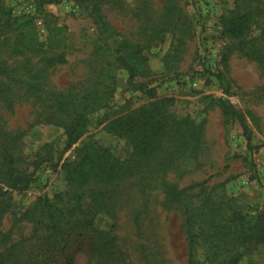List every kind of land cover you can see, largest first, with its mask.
Here are the masks:
<instances>
[{
  "label": "rangeland",
  "instance_id": "374dc122",
  "mask_svg": "<svg viewBox=\"0 0 264 264\" xmlns=\"http://www.w3.org/2000/svg\"><path fill=\"white\" fill-rule=\"evenodd\" d=\"M2 6L11 8L13 18L29 15L35 22L3 33L0 59L43 89L33 95L14 88L0 97V164L11 154L17 173L37 172L38 178L28 193L10 196L0 221V264H188L185 206L206 200H234L235 210L254 218L260 236L244 249L243 264H264V0L102 3L111 44L139 52L152 68L136 84L155 88V101L168 99L167 113L188 119L197 134L185 140L186 132L175 126L149 159L135 153L129 137L106 132V110L90 117L88 135L66 152L50 93L106 88L115 70L95 24L78 4L57 0L42 13L32 0H6ZM231 12L249 16L245 38L227 33L222 19ZM115 75L110 118L154 102L129 85L128 72L116 69ZM221 98L246 119L255 150H249L240 124L223 116ZM91 142L127 162L126 173L115 181L77 185L49 163L51 151L55 164H63ZM202 183L182 204L169 197L172 188ZM58 194L82 196L84 213L63 222V236L55 240L24 213ZM197 259L205 260L202 243Z\"/></svg>",
  "mask_w": 264,
  "mask_h": 264
},
{
  "label": "trees",
  "instance_id": "16d2710c",
  "mask_svg": "<svg viewBox=\"0 0 264 264\" xmlns=\"http://www.w3.org/2000/svg\"><path fill=\"white\" fill-rule=\"evenodd\" d=\"M6 0H0V2ZM37 12H43L47 4L57 0H32ZM83 14L88 15L95 24L99 37L110 51V63L116 69H123L129 74V85L136 91L147 96L154 102L141 106L131 113L110 118L112 112L111 100L115 91V70L110 73V84L106 88L97 87L80 95L50 93V100L57 116L58 125L65 130L68 145L66 152L79 144L88 135L90 117L100 110H106L108 134L116 137H129L135 146V153L141 157L150 158L155 150L160 148L161 140L168 132L177 126L186 132L185 140L196 137L197 134L188 119L178 121L166 110L168 99L156 100V89L148 88L146 84H136L137 78H148L153 74L147 59L139 52L135 53L124 46L111 44L109 26L101 14V6L105 0H74ZM0 37L6 31H23L35 22L33 16L24 15L13 18L11 8H0ZM223 25L233 39L245 38L250 29L248 15L231 12L223 16ZM223 28V26H221ZM100 51H103L99 47ZM0 97L8 90L19 88L28 94L42 92L40 81L20 75L0 59ZM222 78V77H221ZM218 107L223 116L233 122H238L243 130L250 151L255 150L252 142V131L246 119L226 99L218 100ZM122 109L121 111H123ZM179 131V132H180ZM258 149V148H256ZM53 151L48 153L49 163L54 164L57 172H64L69 183L85 185L95 181H115L126 173L127 162L116 159L109 149L95 143H89L76 150L74 159H67L63 164H55ZM14 159L7 154L0 164V221L8 213L11 203L10 196L14 192L26 194L38 181L37 172L30 175L17 173L13 169ZM204 183L184 190L172 188L169 197L174 203L182 204L186 193ZM82 196L58 194L53 199L41 198L33 209L24 213V218L42 226L52 239L63 236L60 226L63 222L84 213L81 205ZM234 200L215 202L204 201L201 206H185V234L188 248V264H243L244 249L256 237L259 229L253 225L254 218L235 210ZM264 240V238H262ZM205 247V260L197 259V249Z\"/></svg>",
  "mask_w": 264,
  "mask_h": 264
}]
</instances>
